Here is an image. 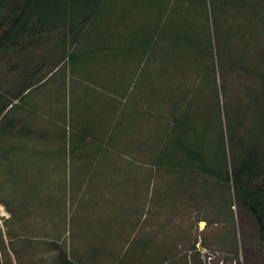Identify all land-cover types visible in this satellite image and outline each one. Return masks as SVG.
<instances>
[{"label": "rangeland", "instance_id": "1", "mask_svg": "<svg viewBox=\"0 0 264 264\" xmlns=\"http://www.w3.org/2000/svg\"><path fill=\"white\" fill-rule=\"evenodd\" d=\"M242 5L254 15L246 40L252 54L226 76L218 71L216 83L189 105L187 92L201 80L193 70L191 18L169 16L158 27L141 20L140 28L130 18L104 15L77 44L67 40L69 57L42 87L50 108L37 109L35 119L28 116L37 134L64 129L67 150L51 160L44 141H28L41 151L25 148L26 140L11 141L2 130L10 116L0 125V264H62L60 247L74 264H246L243 253L258 238L255 232L242 236L241 211L234 206L232 212L228 202L232 191L201 174L183 185L181 177H169L174 170L159 168L186 164L187 148L208 135L200 112L214 107L226 126V109L231 111L239 137L244 117L263 160L264 103L255 95L264 89L257 74L264 62L249 56L264 49V19L254 14H260L259 0ZM240 22L244 30L248 22ZM58 38L64 51V37ZM46 45L29 54L32 66L45 60L53 65L59 51ZM7 65L0 63L4 87L9 81L18 87L22 74L16 70L23 68L9 73ZM140 97L141 110L133 111ZM59 112L65 126H57ZM129 141L141 144V155ZM201 217L209 228L200 236L209 237L198 242Z\"/></svg>", "mask_w": 264, "mask_h": 264}, {"label": "trees", "instance_id": "2", "mask_svg": "<svg viewBox=\"0 0 264 264\" xmlns=\"http://www.w3.org/2000/svg\"><path fill=\"white\" fill-rule=\"evenodd\" d=\"M243 1L245 0H0V63L9 64L6 66L8 72L23 68L21 71L16 70L22 76L17 93L12 99H19L24 103L26 91L46 82L69 57L67 40L70 41V46L77 44L83 33L100 17L130 18L131 21L138 22L141 28V20H144V25L153 23L158 27L166 18L175 15L178 19L191 18L193 22V70L197 76L201 75V80L187 92L185 103L189 105L196 96L199 101L202 88H209L214 81L216 83L218 71L226 76L230 70L243 66L242 60L246 54H252L246 40L248 41L249 30L252 29L248 26L254 23V15L242 5ZM259 1L262 6L260 14H254L263 20L264 0ZM242 18L248 22L244 30L241 28L243 23L240 22ZM58 35L64 37V51ZM42 38L45 41L42 42ZM46 42L57 48L58 56H55L53 65L47 66L46 60L40 63L35 61L36 65L32 68L31 61L34 60L29 58V54L36 47L47 48ZM259 49L262 51L260 55L253 54L249 58L256 57L264 62V49ZM257 74L264 86V65L258 69ZM255 96L260 103H264V89ZM0 97L1 125L9 116L10 110L7 109L13 104V100L2 94ZM208 112L209 109L206 108L200 112L204 118L203 123L207 122L206 138L197 140L194 148H187L184 166L167 164L166 168L174 170L182 178L183 185L195 183V178L192 177L201 174L214 178L218 184L232 191L231 201H228L231 202L230 209L233 212V207L236 206L252 216L258 228L259 240L264 245V157L261 160L260 154L254 150L259 144L256 145L254 135L245 126L244 117H241L243 136L239 137L238 125L234 121L236 118L231 111L226 109L225 112L227 126L226 123H220L218 108H211L210 113ZM8 129L9 124L2 127L4 132ZM47 130L45 134H48ZM248 134L252 137H248ZM222 195L225 199L226 193ZM224 207L229 210L226 205ZM60 250L61 263L74 264L61 247Z\"/></svg>", "mask_w": 264, "mask_h": 264}, {"label": "crops", "instance_id": "3", "mask_svg": "<svg viewBox=\"0 0 264 264\" xmlns=\"http://www.w3.org/2000/svg\"><path fill=\"white\" fill-rule=\"evenodd\" d=\"M5 70L6 69L0 68V94L5 95L9 99L13 100V104H11L9 106V108L7 109V110H10L9 111L10 122H9V129L6 130L5 132H10L11 141L15 140L18 144L20 143V141L22 139L26 140L27 144H25V148H27V147L32 148V150L36 149V150L41 151V149L39 147H35L33 145V143H32V146H30L31 144H28V141L30 139L36 138L39 141H44V144L42 146L47 147L46 149H47L48 157H50L51 160H55V158H54L55 156L61 157L63 155L64 149L67 150V147L66 146L64 147L63 140H64V137L67 138L68 134H66L64 132V129H61L60 132L58 131L57 133H55V132H51L50 130H47L46 128H44L45 130L49 131L48 134H45V130L41 131L40 134H37L36 131L34 130V126H33L34 123L33 122L30 123L29 122L30 117H28L31 114L32 118L35 119V115H37V109H38V111H41L43 109L48 111V108H50V107H47L46 104L51 103L50 102L51 100L49 99V97L47 98V96L44 95V91L42 88L43 85L45 86V84L47 82H44L41 85L26 91V93L24 94V99H25L24 103H21L19 99H12L14 94L17 93V89H18L17 83L12 85V81H9L8 82V84H9L8 89H6V87H4V84H6V83H4L3 79L1 80V78L3 77L2 75L4 74ZM9 73H12V71H9ZM34 94H38V95L40 94L41 96H44V100L42 102L37 101L36 97H34L37 95H34ZM115 96L116 97H114V98H117V99L119 98L118 94H116ZM139 101H140L139 102L140 105H135L133 107L134 108L133 111L141 110V97H140ZM1 102H2V98L0 97V107L2 105ZM57 104H59V102ZM60 113L61 112L56 114L57 116L54 114L55 118H57V126L58 127L60 125L65 126V120H66V116L65 115L62 116ZM22 114H25V115L22 116ZM23 117H24V119L26 117L27 120L25 119V123L23 124L24 130L20 131V130H18V124H21V123H19V121L21 122L22 121L21 119H23ZM129 117H132V115ZM47 128H50V127H47ZM53 136L55 137V139L52 138ZM129 143H130V145H129L130 150L131 151L134 150V152H138L141 155V144H136L135 142L132 143L131 141H129ZM20 146L22 147V145H20ZM61 152H62V154H61ZM50 164L53 165L52 163H50ZM166 167L167 166H165V167L163 166V167H159V168H166ZM138 175H139V179L141 180V170L138 172ZM159 176H161V175H159ZM161 177H163V176H161ZM169 177L171 178V180L177 181V175H174V176L171 175ZM165 179H169V178L165 177ZM1 204L2 203L0 202V206H1ZM237 218H238V222L241 226L240 232L242 233V236H245L248 238L249 235H252L255 232L256 238H258L257 244L252 243L250 245L248 243L250 248L248 249V251H244V253H243V258H244V260L246 259V264H252L253 261L257 262V260L261 261L264 264V246H263V244H261V241L259 240L258 228L256 226L254 219L246 210L241 211L240 214L238 212ZM248 219L253 221V223L250 222L251 229L246 228V225H247L246 221H248ZM198 223L200 224V226H199L200 228L198 230L199 233L197 234V231H196V234H194V238L195 237L197 238L195 240H198V242L203 241V239L207 240L209 235L200 236V232H204L209 228V223L207 222V219L201 217L200 219H198ZM216 225H218V224L216 223ZM247 241L249 242L250 240L247 239Z\"/></svg>", "mask_w": 264, "mask_h": 264}]
</instances>
